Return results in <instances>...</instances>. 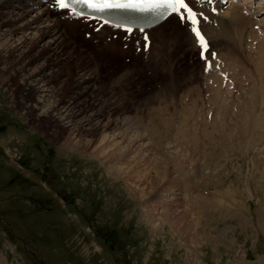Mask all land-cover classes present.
Masks as SVG:
<instances>
[{
    "label": "rangeland",
    "instance_id": "374dc122",
    "mask_svg": "<svg viewBox=\"0 0 264 264\" xmlns=\"http://www.w3.org/2000/svg\"><path fill=\"white\" fill-rule=\"evenodd\" d=\"M254 1V8L263 7L264 0ZM38 10H16L24 12L25 19L7 29H17L40 14ZM258 13L255 28L262 30L264 8ZM55 20L44 16L23 32L30 40L36 26L44 28ZM168 21L161 28L167 39L163 36L164 49L155 46L143 56L141 48L136 49L140 56H135V63L131 55L130 61H124L131 70L124 82L119 78L126 70L107 69L103 61L95 67L90 60L95 52L89 57L76 43L83 53L69 45L65 56L61 52L56 56L55 51L37 54L42 44L60 32L46 37L40 49L32 52L36 59L30 72L43 67L50 55L62 68L73 65L68 80L71 90L67 87L63 93L61 88L67 76L51 84L61 88L58 100L67 96L72 101L76 93L81 96L84 111L75 121L92 117L80 135L85 144L89 142L88 149L105 136L120 147L133 146L126 157L142 163H133L132 168L136 166L137 176L155 182L145 198L131 196L127 183L108 177L106 166L83 155L81 147L78 152L67 149L63 144L68 133L61 129L65 121L58 124L63 133L57 134L43 118L33 121L39 97L29 109H19V79H12L8 86L0 84V264H264V94L254 93L261 88L258 79L264 69L254 65L258 53L252 47L243 52L235 42L236 33L230 35L231 46L225 36L232 29L227 28L221 31L222 42H209L211 56L206 51L201 58L198 50L191 56V39L185 34L184 39V29L176 34L171 25L175 21ZM19 36L12 34L13 47L20 43ZM6 38L0 40V50L9 44ZM29 45L27 41L19 48L27 54ZM15 65L10 60L7 69ZM58 69V65L49 67L45 74ZM221 73L226 80L221 77L222 81ZM6 74L14 75L12 70ZM214 74L217 80L211 77ZM192 96L198 98L194 105ZM52 103L53 98L47 100ZM183 107L184 111L193 108L196 116L184 122ZM166 122L175 130L170 135H164ZM177 125L185 127L191 139L182 142ZM146 128L154 131L153 138ZM215 139L224 141L216 146ZM152 160L164 163L159 177L151 165L144 164Z\"/></svg>",
    "mask_w": 264,
    "mask_h": 264
},
{
    "label": "bare ground",
    "instance_id": "6f19581e",
    "mask_svg": "<svg viewBox=\"0 0 264 264\" xmlns=\"http://www.w3.org/2000/svg\"><path fill=\"white\" fill-rule=\"evenodd\" d=\"M20 1L21 0H0V31H2V29L4 28L3 34H0V40L3 39V36H4V37L8 38V39L6 38L8 41V42L7 41L6 42L9 43L6 45V47H3V50H0V64L4 65V67H2L3 70H1L2 75L0 76V84L1 85H3V84L7 85L6 83L9 84V82L12 79L13 80L19 79L20 83L22 84L21 87L19 86L17 88V95L20 94V96L18 95L19 100L17 102L19 109H21V110L29 109L28 107H30L31 104L34 105L37 102L36 98L39 97V99L41 101L37 102L38 114H34L32 116L33 121H38L40 118H43L47 124L52 125L51 127H53V128L55 127V129L58 130V132L57 131L54 132L55 134L60 133V132L63 133L62 131H59L60 130L59 128L61 126L58 124L60 122L65 121L64 122L65 125H63V127L61 129L64 132L68 133V135L66 136L67 138L65 140L66 142L63 144L64 146H67V149H68V147H70V149H72L74 152H75V150H77V152H78V150L82 149V151H83L82 153H84L83 155H87V156H90L91 158L93 157L95 159H98L103 166H106V171L109 170L108 177H111L113 180H116V181H118V180L122 181L123 180L124 183H127L128 187H126V191H128L131 196L136 197V195H137L138 198H141V197L145 198V197L149 196V194H151L150 193L151 190H153V188H154L155 182L153 183V180L147 179V177L145 175H143L142 177L137 176L138 172L134 171L136 166H134V168H132L131 165L133 163H135V164L137 163L136 165L139 166V164L142 163V161L140 159H137V158L134 159V157H132L131 155L126 157L131 152V151H129V148L130 147L132 148L133 146L129 147V145H127V146H125V148L122 146L120 147L118 144H116V142L113 141L112 137L105 136V140H101L102 138L96 140L95 146H93L94 145L93 144L92 145L93 147L89 146V149H88L87 145H89V142L87 141L88 144H85L84 143L85 141L83 142V139L80 138V135L82 134L83 125L84 126L90 125L91 121H92L91 116H88L87 118L82 117V119H81L82 121H78V120L75 121L77 119V117L81 116L80 114H82V112L84 111L82 108L83 105L81 104V100L78 99L81 96H79V94L76 93L77 94L76 99H73L72 101H67V96L64 98V96L62 95L63 97L61 99L59 98V100H58V97H59L58 95H60L61 88H63V93L65 90L68 92V88L71 90V84H70V82H68V80L70 79V73H71L70 71L72 68L71 66H73V65L68 64L65 66L66 69L62 68V64H58L56 62H53L55 56L50 55V56L46 57L45 64L43 67H39L35 71L33 70V72H30L31 64L36 59V58H34V56H32V52L37 47H39V49H40L39 45L42 42H44V39H46V37L56 36L60 32L59 36H56L55 38L49 39L51 41L46 42L45 45L42 44V47H41L42 50H39L37 54H39L41 56L44 53H47L48 51H55L57 54L56 56H58V54H60V52L65 56L64 52H65L67 46H69V45L76 47V49L72 48L74 52H79V51L82 52V50H84L85 53H87L89 57L93 51V52H95L96 56L94 59H90V60L91 61L93 60L95 63H97V64L93 63V65L95 67L99 68L100 67L99 62L103 61V64L105 63L108 66L107 69L112 68V70H115V69H118V66H119L120 68H122L121 72L126 70L124 73L121 74V76L119 78V80H121V82H124L126 77L130 74L131 70L129 68H127L126 65H125L126 67L124 69L123 64L119 61L121 60L124 63V61H130L131 60L130 55L133 56L132 60L136 58L135 56H138L137 52L134 51V49H132L133 44L134 45L136 44L138 47H140L143 44L151 43L150 49H149L150 54L152 52V48L155 46H157L159 49H164L165 43H161L163 40V36H164V41L167 39H165L166 36L164 33H162L163 36L161 35L162 30H160V27L162 26V28H163V26H164L163 24L168 22V20H174L175 21L174 23L171 24L174 26L175 33L183 31L182 29H184L183 36L185 34V36H187V38H186L187 40L191 39L189 45L188 44L187 45L189 47L190 52H192V53H190L191 56H194V54L197 52V46L200 44L196 40L195 35L193 34V32L191 30L193 25L191 24V22L189 20L187 21L186 18L184 19V22H181L177 19L176 20L171 19L174 17V14H173L170 17H168L166 20H164L165 22L160 24V26H158V27H155V28L149 29V30H145V31L134 30V31H132V33L129 34L128 32L124 31L122 28H119V27L115 28V27H112L110 25L103 24L101 22L93 21L90 19H88V20L83 19V18H81L75 14H71L67 10L57 9V6H56L55 10H52V9H50L52 0H46L48 5L45 6V8L40 9V14H36L35 16L31 17L30 20H27L26 22H24L23 25L17 27V29L12 31V30L7 29L8 25H10L11 23L15 22L18 19H23V20L25 19V17L22 14L24 12L17 13V12H15L16 10L17 11H19V10L25 11V9H28L27 12L31 13L30 11H33V9L40 8L43 6V3H46L45 0H23L21 3H20ZM239 2H240V0H238V1L233 0L232 2L227 4L228 5L227 7H223V5L217 4L213 0L212 1H210V0H188L189 5L192 6V8L195 9L197 11V14L199 15V17H198L199 23L196 27H198V28L200 27L202 34H205V36L209 42L213 43V42H216L217 40L221 41L222 40L221 37L225 36L224 34H222L221 31H228L227 28L232 29L226 33L225 38L227 40H229V42H231V41H233V40H231L232 37L230 39L231 33H236L238 35V37L236 36L235 38L234 37L233 38L237 39V40H235V42L237 41L236 42L237 46L242 48V50H244L243 52H245L246 48H251V47H252L251 49L254 48L256 50V52L258 53L257 57L255 58L256 62L254 63V65L259 71H261L264 69V43H263L264 42V37H263L264 35H262V34H264V31H263L264 29H262L260 27L262 30H260V32L257 33V35H256V33H254L252 31V28L254 29L253 23L255 25L258 22L257 21V19H258L257 17L259 14L258 12H260V10L264 8V5H263V7L262 6H259V8L256 7V9H258V11L256 12V10H255V12H254V10L252 9L253 8L252 5H249V7H248L246 4H239ZM247 2H249V0ZM9 6H12V7L9 8ZM6 9H9V10L6 11ZM213 9H217L216 15L212 14ZM44 16H46L47 19H58V20L57 21L56 20L55 21H49L51 24L48 26H45L44 28L43 27L40 28L39 26H36L37 27V33L34 36V38L29 40L25 36L23 31L30 29L33 24H35V23L37 24V22H40L42 17H44ZM203 16H204V18H203ZM259 22H261V21L259 20ZM60 29H62V31H59ZM158 30H160V32ZM186 31L188 34L186 33ZM220 32H221V34H219ZM17 33L21 34V37L20 36L18 37V41L20 43L15 45V47H13V45L10 44V41L13 39L12 34H17ZM185 36H184V39H185ZM145 37H147V39H145ZM176 37H178V36H176ZM69 39H71L74 42V44H70L67 41ZM27 41H30V45L28 47L29 52L26 54V53L22 52L21 51L22 49H20L19 47H21V45L24 46V44H26ZM224 41H223V43H224ZM261 41H263V42H261ZM156 42H157V44H156ZM0 43H1V41H0ZM75 43L82 46L84 49H82V50L79 49ZM223 43H219L220 46H223L224 45ZM221 44H223V45H221ZM46 45H48V48L46 50H44L45 48H43V47H47ZM233 45L236 46L235 43ZM231 46H232V42H231ZM228 47H229V45H228ZM240 48H238V49H240ZM218 49H220V48H218ZM224 49H226L225 46H224ZM110 50L113 53H108ZM211 51L212 50H209V52L207 53L208 56H211ZM220 51H221V49H220ZM240 52H241V50H240ZM13 54H16L17 56H15ZM222 54H223V52H222ZM143 55H145V54H143ZM30 57H33L34 59L31 58L32 61H28ZM10 60H12L13 63H16V65L12 66L11 69H7L9 67L8 65H9ZM84 60L85 59L83 57V61ZM217 60L218 59L213 61L212 68L209 67L210 69L213 70L215 63H217L216 62ZM234 61H236V60H234ZM233 62H232V64H233ZM134 63H135V61H134ZM57 65L59 68L58 71L56 72V70H53L49 76L48 75L46 76L45 69H48L49 67L54 68V66H57ZM197 65H199V64H197ZM130 68H131V66H130ZM209 68H208V70H210ZM9 70H12V72L14 73L13 77L11 75L6 74V73H9ZM132 70H133V68H132ZM206 74L207 73L204 74V79H205ZM63 76H67V79H64L62 81L63 82V84L61 85L62 87L60 86L61 88L59 90L56 89L55 87L53 88L51 84H54V81L55 82L58 81V79H61V77H63ZM211 77L214 80L215 74L212 75ZM222 77L224 78L225 76H222ZM263 77H264V74L261 77V81H260V79H258L259 83L261 85V88L259 90L255 91L254 92L255 94H260V93L264 94V80L262 79ZM193 79H195V77ZM204 79H202V80H204ZM215 80H217V79H215ZM195 81H198V79ZM195 81L193 80V82H195ZM202 83H203V81H202ZM211 87L215 88L214 83H211ZM108 90H110L111 92H114L111 90V88H109ZM52 98H53L52 105L47 104V100L52 99ZM197 99H198L197 97L193 98V96H192L193 102H190V104L195 103L197 101ZM254 100L257 101L256 98ZM263 100H264V98H263ZM212 106L213 107L217 106V108H218V105L214 104V102H212ZM184 109H185V107H183V109H182V120H184V122L187 121V119H188L187 117L191 118V117L196 116L193 108L190 107V109H188V107H187V110H185V111H184ZM225 111H227L226 108L223 109V112H225ZM177 127L180 128L178 131L182 135V138H181L182 142H185L186 138L191 139L190 135L185 134L186 124H185V127H183V126L180 127V125L179 126L177 125ZM164 128H163L164 135L165 134L170 135L172 130L174 129V128L172 129V126H170V123H167V122L164 124ZM97 129L98 128H96L95 131H97ZM100 129L101 128H99V130ZM145 132H147V133L150 132L151 134L149 133L150 135H148V136H151L152 138L155 135L154 131L151 129L148 130L146 128ZM89 133L92 134L91 131H89ZM192 136H193L192 139L194 138L195 140H197L194 135H192ZM190 139H189V141H190ZM222 141H224V140L220 141V139H215L216 146L220 145ZM100 145H102V146H100ZM79 147H81V149H79ZM87 151H89V153ZM160 161L152 160L151 163H148V162L145 163L144 162V164H149V166L151 165L150 169H153L152 171H154L157 174V176L159 177V176H161L160 172H159V167H162V165L164 164L163 162L160 163ZM121 162H124V164ZM120 163H121V165L123 164V166H125V168H123V166H121V165H118ZM177 164H180V160H178ZM166 174L167 173H165V175ZM130 181H133V183ZM145 188H147V189H145ZM148 188H150V189L148 190ZM145 190H148V191H145ZM168 206H169V204H168Z\"/></svg>",
    "mask_w": 264,
    "mask_h": 264
},
{
    "label": "snow or ice",
    "instance_id": "6c2138e0",
    "mask_svg": "<svg viewBox=\"0 0 264 264\" xmlns=\"http://www.w3.org/2000/svg\"><path fill=\"white\" fill-rule=\"evenodd\" d=\"M56 5L60 9H69L73 13L76 12L77 7H80L81 9L87 8L90 12L100 14L113 10L150 14L156 19H163L172 14H177L181 20L187 18L191 22L193 25L191 30L195 34L201 48L204 51L208 49L207 41L199 28L196 27L199 23L196 18L197 14L189 7L186 0H56ZM184 13H187V17H185ZM77 15H80V13H77ZM104 23H109V20L105 19ZM114 26L123 27V30L129 34L133 31L132 27H126L119 23ZM140 30L143 31V29Z\"/></svg>",
    "mask_w": 264,
    "mask_h": 264
}]
</instances>
